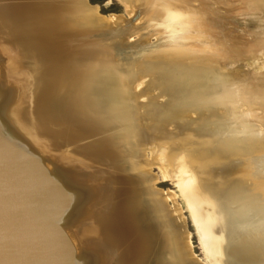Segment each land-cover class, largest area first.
<instances>
[{
  "label": "bare ground",
  "instance_id": "bare-ground-1",
  "mask_svg": "<svg viewBox=\"0 0 264 264\" xmlns=\"http://www.w3.org/2000/svg\"><path fill=\"white\" fill-rule=\"evenodd\" d=\"M122 1L162 22L150 35L166 34V51L120 64L100 37L112 21L87 0H0L10 107L41 155L92 192L64 228L76 257L86 249L98 264H201L179 208L155 189L158 166L208 264H264V141L250 140L264 139V63H253L264 27L234 31L227 0ZM123 40L116 48L128 57L147 44Z\"/></svg>",
  "mask_w": 264,
  "mask_h": 264
},
{
  "label": "water",
  "instance_id": "water-1",
  "mask_svg": "<svg viewBox=\"0 0 264 264\" xmlns=\"http://www.w3.org/2000/svg\"><path fill=\"white\" fill-rule=\"evenodd\" d=\"M227 1L234 31L261 33L264 0ZM256 50L253 63H264V48ZM13 96L0 82V264H98L86 249L76 257L64 230L76 224L91 190L41 155L10 107Z\"/></svg>",
  "mask_w": 264,
  "mask_h": 264
},
{
  "label": "rangeland",
  "instance_id": "rangeland-1",
  "mask_svg": "<svg viewBox=\"0 0 264 264\" xmlns=\"http://www.w3.org/2000/svg\"><path fill=\"white\" fill-rule=\"evenodd\" d=\"M87 1L92 7L97 9L96 11L101 17L106 18L107 20L110 19L112 21L111 22L109 20L111 22V26L113 27H110L109 29H105V28L102 29L103 33L100 34V37L104 39L103 48L107 46H111V47L113 46L112 48H114V51L112 50L114 54L110 59L115 60L117 61V63H120V64L124 62L132 63V62H135V60L143 58L145 56L158 55L161 52L167 50L166 47L168 46L163 40V39H167L166 34L163 35L164 37H162L161 35L163 39H160L158 35H150V32L154 30L158 25L162 24V22L159 21V19H151L150 17L148 18L145 16H142L141 18L137 17L136 13H137V8L139 7L137 6V4L132 3L128 5L129 3L127 4L123 2L122 0H87ZM126 7H129V8H126ZM118 19L122 20V22L121 21L119 22ZM117 20H118V23H117ZM121 38L126 39L123 41L127 42V46L129 47V49L135 48L137 44L141 41L147 42L146 46L144 47L136 48L134 50L132 49L131 50L132 53L130 54L131 58L132 57L135 58L138 55H144V56H141L135 60L134 58H132L133 59L132 60L130 57L125 55L127 53L126 51H124L125 49H120L119 47L117 49L116 48L117 41ZM141 45L143 46L144 43ZM117 51H119L120 55L116 54ZM236 71H242V69H236ZM238 131L241 132L242 131L241 128H239ZM243 137L245 139H250L249 137L244 136V135ZM250 140H253L256 142L264 141L263 138H256V140L252 138ZM40 148L43 153L49 154L50 157H52L54 153L56 155V150H54V148H51L50 150H48L47 146L45 145H40ZM62 150L63 151L60 152L58 156L60 158L62 157L61 160H63L64 163H71L73 158L69 156L66 150L64 149ZM55 155L53 156V158L55 157ZM147 158L151 159L150 153H147ZM69 160L71 162H69ZM152 175L153 177L156 178L155 179L156 180L155 189L160 190V192H162L167 197L170 194L168 205H170V207L177 206L179 208L182 218L184 219V222L186 223L187 229L189 231V240H190V245L192 248L194 258H196L198 262L201 264H208V260L205 256V253L201 246L199 237L197 236L194 225L191 221L190 215L187 211V208L183 200L180 197V194L175 184L171 181L163 179L162 172L158 166L152 167ZM87 239H83V240L80 239V241L81 243H86L88 241Z\"/></svg>",
  "mask_w": 264,
  "mask_h": 264
}]
</instances>
